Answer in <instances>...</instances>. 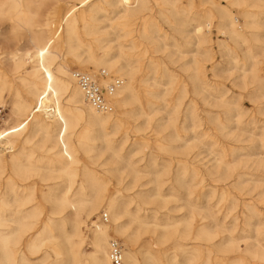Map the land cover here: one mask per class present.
I'll return each mask as SVG.
<instances>
[{"label":"rangeland","instance_id":"374dc122","mask_svg":"<svg viewBox=\"0 0 264 264\" xmlns=\"http://www.w3.org/2000/svg\"><path fill=\"white\" fill-rule=\"evenodd\" d=\"M161 1L148 0L145 4V13L154 15L169 36L157 37L154 42L140 37L135 29L130 36L116 40L111 25L132 19L123 17L119 9L108 8L99 14L101 29L110 32L113 45L126 44L130 52H138L143 43L154 52L158 47L155 55L171 68L168 74H150L154 96L143 93V100L155 102L150 109L145 101L150 115L129 114L125 129L113 137L112 147L99 135L90 153H79L80 165L106 174L110 180L109 194L120 189V201H133L129 205L131 211L136 210V201L148 200V204L141 203L143 208L150 213L157 212L162 226L142 232L138 242L130 246L132 249L137 250L150 240L154 254L165 264H188L189 260L193 264H264V0H194L199 9H190L191 0ZM174 2L178 8L175 13L171 10ZM213 2L232 12L236 25H242L241 30L246 32V42L233 41L228 33L230 22L218 28L217 20V26L206 31L209 42L199 48L191 18L202 8L211 7ZM66 9L63 6L62 13ZM22 33V39H16L11 22L0 19V57L8 59L9 68L14 63L10 59L13 55L18 54L16 61L19 55L23 57L18 73L11 75L10 72L13 86H7L4 92L0 130L17 125L25 117L14 106L18 99L16 90L20 89L26 97L32 96L24 91L27 88L24 80L32 72L33 63L27 50H32L33 45L29 33ZM103 44L107 45L108 41ZM83 50L80 48L77 52L81 59L87 58ZM102 52L99 50V54ZM68 59L72 71L87 68L97 73L104 69L80 67L82 64L75 61L78 58L69 56ZM202 64L204 72L198 73L197 68ZM107 72L111 78L119 77L116 72ZM154 78L158 83L155 84ZM139 107L138 103L129 106ZM29 126L15 138L19 141L14 148L0 146L9 161L4 178L12 177L20 191L32 192L49 215L52 204L48 200L59 194L66 180L52 162L57 151L54 138ZM136 127L143 131L136 132ZM141 138L146 139L147 145ZM125 140L122 149L116 150V145ZM13 154L25 164L29 158L33 159L36 167L30 171L29 167L18 169L12 163ZM103 213L105 209H100L83 228L88 236L81 247L84 252L92 250L90 240L95 227L92 221L112 225L110 213L108 222L103 221ZM122 223L130 225L131 232H140L130 215H125ZM57 233L63 243L65 234ZM110 234L111 239H119L125 247L123 236L112 230ZM46 251V245L36 253L24 248L26 264H42ZM69 256L65 253L62 257L68 264H78ZM143 256L140 255L142 261Z\"/></svg>","mask_w":264,"mask_h":264},{"label":"bare ground","instance_id":"6f19581e","mask_svg":"<svg viewBox=\"0 0 264 264\" xmlns=\"http://www.w3.org/2000/svg\"><path fill=\"white\" fill-rule=\"evenodd\" d=\"M73 1L0 0V19L4 18L11 22V31L18 40L22 39V32L27 31L33 45L32 50H27V55L33 63L32 72L30 78L24 80L27 86L24 91L32 96L26 97L20 89L16 90L18 99L14 106L19 112H24L25 117L17 125L0 130V146L14 148L16 142L19 141L15 138L20 137L29 125H32L34 129L44 131L54 138V149L57 151L54 153L52 162L66 180L65 185L60 187L62 189L59 194H54V199L48 200L52 204V210L49 215H46L45 206L34 198L32 192L28 194L22 192L12 177L4 178L9 161L1 153L3 151H0V264H26L23 249L36 253L44 245L48 251L42 256V264H68L69 261L67 262L62 257L65 253L70 254L78 264H112L110 241L117 238L111 239V230L125 239L123 264H165L154 254V245L150 240L137 245L139 247L137 250L130 247L138 242L142 232L145 233L152 227L162 226L157 212L150 213L148 209L143 208L141 203L148 204L149 201L139 200V203L136 201L137 208L131 211L129 205L133 201H120V189L110 195V180L106 174L86 165H80L78 155L81 152L90 153L95 148V141L101 134L107 146L112 147L115 143L113 137L125 129L129 114L139 113L149 116L150 112L148 113L145 108V101L150 105V107L147 105L150 109L155 102L148 98L143 100V93L154 96L149 83L150 74H168L171 68L163 61V58L161 60L155 55L158 47L154 48L156 50L154 52L152 47L143 43L138 52H130L126 44L119 43L117 47L113 45L110 32L101 29L99 14L106 12L108 8L114 11L119 9L123 17L132 19L127 22L110 24L112 30L116 32V40L123 36H130L134 29L140 37L146 41L151 40V42H154L157 37L169 38V36L166 35L165 29L154 15L145 13L147 11L145 4L148 0ZM163 2L166 3L167 0H162L161 3ZM171 4L173 5L171 10H174V13L178 12L175 2ZM65 5L67 9L62 13ZM189 7L199 9L194 0H191ZM191 20L195 22V31H193L197 36L199 48L202 47L200 45L209 42L206 31L216 27L217 20L220 24L218 28L230 22L228 33L233 41L234 39L237 43L238 39L247 41L244 36L246 32L243 33L241 30L242 25H236V17L232 12L214 2L211 7L202 8L200 13ZM135 25L136 27L131 29ZM222 32L224 33V31L220 33ZM106 40L108 44L104 45L103 42ZM80 48L87 52V58L81 59L78 55ZM113 48L117 49L113 50ZM99 50L103 51L102 54H99ZM16 55L18 54L10 58L14 61L10 68L7 63L8 59L0 57V106L4 103L3 96L7 86L11 85L10 76L16 75L23 64V57L19 55V61H16ZM210 55L209 53L208 57ZM69 56L78 58L75 61L82 64L80 67H103L106 71L116 72L119 78L123 79L122 85L110 97L114 107L113 111L99 112L86 101L73 75L75 70L71 69ZM197 69L198 73H202L205 67L202 64V67ZM84 70L78 71L89 72L87 68ZM112 78L108 75L102 82L108 84ZM154 80L155 84L158 83L156 78ZM132 103H138L140 107L138 109L129 108ZM135 130L136 132L143 131L139 127ZM140 141L147 145L146 139L141 138ZM125 143L126 140L116 145V150H121ZM11 160L18 169L29 167L27 170L30 171L36 167L35 161L30 158L25 164L13 154ZM141 193L142 191L139 194ZM100 209H105L107 215L110 213L112 225L92 221L95 224L90 240L92 250L84 252L81 247L88 236L83 228L87 226V221L95 218ZM125 215L131 216L132 222L138 225L139 233L138 230L131 232L130 225L122 223ZM69 225L72 226L71 230L68 229ZM58 231L65 234L63 243L59 240ZM166 239L168 238L165 237ZM183 251L185 253L186 249L184 248ZM141 254L144 255L143 261L140 258ZM188 262V264H193L190 260Z\"/></svg>","mask_w":264,"mask_h":264},{"label":"built area","instance_id":"2783aa9c","mask_svg":"<svg viewBox=\"0 0 264 264\" xmlns=\"http://www.w3.org/2000/svg\"><path fill=\"white\" fill-rule=\"evenodd\" d=\"M73 75L83 91L86 101L93 108L105 113L113 111L114 107L110 101V97L122 85L123 79L114 77L108 84H104L102 81L109 75L104 69L98 73L75 70ZM102 219L107 222L109 217L103 213ZM110 258L112 264H123L124 262L123 244L119 239H112L110 241Z\"/></svg>","mask_w":264,"mask_h":264}]
</instances>
